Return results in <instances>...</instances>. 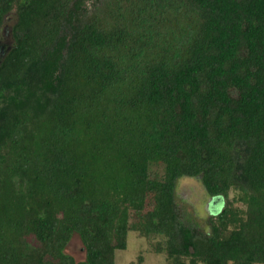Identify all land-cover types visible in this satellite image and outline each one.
<instances>
[{
	"label": "trees",
	"instance_id": "trees-1",
	"mask_svg": "<svg viewBox=\"0 0 264 264\" xmlns=\"http://www.w3.org/2000/svg\"><path fill=\"white\" fill-rule=\"evenodd\" d=\"M132 230L264 264V0H0V264H116Z\"/></svg>",
	"mask_w": 264,
	"mask_h": 264
},
{
	"label": "rangeland",
	"instance_id": "rangeland-1",
	"mask_svg": "<svg viewBox=\"0 0 264 264\" xmlns=\"http://www.w3.org/2000/svg\"><path fill=\"white\" fill-rule=\"evenodd\" d=\"M237 194H239L237 190L231 191L230 198H234ZM208 200L206 189L199 178H180L177 181L176 201L184 221L205 230L209 229ZM218 200L220 198L217 197L213 201L216 203ZM237 204L242 205L241 202ZM221 207L222 205L218 204L215 208ZM211 210H215L213 204ZM155 244V241L142 236L137 230L130 231L127 247L116 251V264H170L172 258L166 252L156 250ZM66 251L74 255L77 260L85 258L86 251L79 233L73 234L66 246ZM140 256H143L142 261Z\"/></svg>",
	"mask_w": 264,
	"mask_h": 264
}]
</instances>
